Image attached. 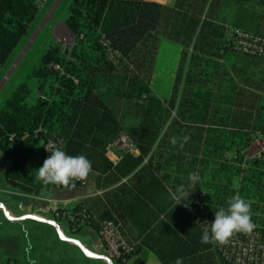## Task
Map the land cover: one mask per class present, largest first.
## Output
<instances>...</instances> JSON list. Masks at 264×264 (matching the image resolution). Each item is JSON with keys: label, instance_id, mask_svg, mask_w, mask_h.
Segmentation results:
<instances>
[{"label": "trees", "instance_id": "16d2710c", "mask_svg": "<svg viewBox=\"0 0 264 264\" xmlns=\"http://www.w3.org/2000/svg\"><path fill=\"white\" fill-rule=\"evenodd\" d=\"M263 4L71 0L66 25L74 45L64 52L62 44H51L0 106V156L10 187L31 195L56 187L34 177L42 166L40 141L60 138L68 155L91 161L85 180L95 173L101 192L75 206L78 212L86 205L91 214L85 226L69 223L75 231L91 227L99 233L105 220L121 224L136 246L129 262L140 254L133 264H146L149 252L161 264H174L177 257L183 264H231L214 243L200 242L204 231L185 203L204 192L215 215L238 194L250 202L255 230L264 236V152L249 156L253 144L264 139V56L235 52L227 27L218 21L219 11L232 5V27L264 37ZM40 11L38 0H0V69ZM104 40L122 54L118 64L110 61ZM162 41L181 48L169 99L151 88ZM33 82L39 95L30 103ZM123 134L139 154L124 153L113 164L106 148ZM185 135L190 139L183 148L170 143L171 137ZM161 170H173L175 177L160 176ZM189 173L199 177L194 189ZM181 184L182 193L177 192ZM176 198L184 200L176 205Z\"/></svg>", "mask_w": 264, "mask_h": 264}, {"label": "rangeland", "instance_id": "374dc122", "mask_svg": "<svg viewBox=\"0 0 264 264\" xmlns=\"http://www.w3.org/2000/svg\"><path fill=\"white\" fill-rule=\"evenodd\" d=\"M71 0H42L39 4L41 6L40 14L38 15L33 26L24 37L15 53L3 66L0 71V106L5 99L11 94L14 88L23 81L24 73L31 65L37 64L41 57L44 55L48 47L56 40L63 39V49H69L74 45V38L68 32L65 34L63 29H59L61 25H65L69 17V5ZM63 27V26H61ZM56 36L55 33L58 31ZM69 35V36H68ZM35 36V42L31 45V48L27 50L28 55L25 59L20 60V56L25 52L30 40ZM66 43V44H64ZM60 44V43H59ZM176 49L181 50L180 46L171 43L169 41H162L158 46L155 57L154 71L162 69L165 71L164 75L155 79L152 87L162 89L166 91L170 89L173 84V80L170 76H166L175 67L174 53ZM18 62L14 71L12 68L15 62ZM34 92L29 98L30 103H34L37 98V84L33 82ZM154 90V88H152ZM163 94V92H160ZM44 141L41 140L38 151L41 152ZM264 139L256 143L252 148V153L256 154L262 149ZM9 184L7 185L5 178V169L0 156V199H11L14 194H10L8 191L13 192L14 189ZM84 187L85 186H80ZM7 189V190H6ZM12 190V191H11ZM85 190V189H84ZM49 217L56 220L53 214H49ZM60 225L64 235L72 239L82 238L81 231H75L66 220H56ZM121 227V226H120ZM123 234V233H122ZM124 236V235H123ZM46 237L49 239L47 240ZM18 241V243L11 242ZM126 239V237L124 236ZM127 240V239H126ZM128 241V240H127ZM129 242V241H128ZM13 243V244H12ZM58 248V249H57ZM73 250H80L78 247L71 246L66 240H63L56 228L50 224L39 223L32 220H24L20 222H9L5 217H0V262L10 259V257L18 256L22 258L23 262L29 263V258L41 252L40 258L42 264H62L55 259L59 256V251L72 252ZM42 254H44V257ZM116 262V261H114ZM117 263V262H116ZM64 264V263H63ZM89 264H99L96 261H89Z\"/></svg>", "mask_w": 264, "mask_h": 264}, {"label": "built area", "instance_id": "2783aa9c", "mask_svg": "<svg viewBox=\"0 0 264 264\" xmlns=\"http://www.w3.org/2000/svg\"><path fill=\"white\" fill-rule=\"evenodd\" d=\"M42 0H38V4ZM228 44L235 52L247 54L251 56H264V37L253 34L241 29H233L227 32ZM106 47L108 57L110 61L118 64L122 60V54L114 49L108 40L103 41ZM71 49V48H69ZM66 51V48L63 49ZM57 68H60L57 66ZM262 139H258L253 146ZM58 147L63 150V141L60 138H48L43 144V153L41 163L50 155L45 147ZM252 146V147H253ZM107 152H113L116 154L119 160L122 159L123 154L130 152L134 154L139 153V149L136 144L126 134L121 135L118 140L110 144L106 148ZM264 152V144L262 149L256 154L249 152L251 158L261 157ZM86 183V180H77ZM76 181L71 184L55 185L57 188L74 186ZM101 194V192L99 193ZM68 202L51 201L50 210L55 217L63 218L76 228L85 226L91 214L88 211L86 205H83L81 209L76 212L74 208L67 207ZM188 206L186 209L188 212L199 221L198 223L204 231L208 225L205 222L210 223L214 219L206 204V195L204 192H198L197 194L190 196V202L185 203ZM101 239L106 246V255L113 261L127 264L130 256L136 251V246L128 242L121 231L120 224L113 220H105L101 225L99 232ZM215 247H218L223 257L231 264H264V236L254 229L251 234L235 233L229 240L228 244L220 245L214 243Z\"/></svg>", "mask_w": 264, "mask_h": 264}, {"label": "crops", "instance_id": "0c3cea01", "mask_svg": "<svg viewBox=\"0 0 264 264\" xmlns=\"http://www.w3.org/2000/svg\"><path fill=\"white\" fill-rule=\"evenodd\" d=\"M148 1L156 2V3L163 4V5H168V6H173L176 2V0H148ZM261 12L264 13V4H263V7L261 8ZM234 13H235V8L232 5H228L224 8H222V10H220L218 13V21H220L223 25H225L227 27L226 37H227L228 31H231L233 29H238V28L232 27ZM61 26H63V27H61ZM61 26L59 27V29L62 28L63 31L65 32V34H68V32H69L73 36V34L70 32V30L68 29L66 24L61 25ZM31 27H30V29H31ZM59 29L55 33L56 36H58L57 33L59 32ZM262 33L264 35V19L262 22ZM73 38H74V36H73ZM35 39L36 38L34 36L30 40L29 44L27 45V48L25 49V52L21 54L20 60H23L26 58V56L28 55L27 50H29L31 48L33 41L34 42L36 41ZM62 41H63V39L59 38L54 43L62 44ZM74 43H75V38H74ZM64 44H66V43H64ZM63 46H65V45H63ZM180 58H181V50L176 49V51L174 53V59L178 62L177 63L175 62V67H173V70H171L169 73H166V76H170L171 79L173 80V84L170 87V89H168L166 91H162V89H160V88L157 89L155 87H152L153 85L151 86V88H154V91L163 99H169L172 97L175 82H176L177 70H178L179 63H180ZM17 64H18V62L16 61L14 67L12 68V71L15 70ZM1 70H2V68L0 69V71ZM164 74H165L164 70H162L161 68L160 69L157 68V71H154L152 76H151V84H154V82H155L154 80L159 78L161 75H164ZM35 85H37V84H35ZM160 92H163V94H161ZM37 95H39V93ZM173 114H175V113H173ZM106 155L111 160V162L113 164L119 163L120 160L117 158L115 153L106 151ZM41 156H42V149H41V152L38 153V161L39 162H41ZM155 171H156V168H155ZM165 173H169V175L172 176V178L175 177V172L173 170H169V172H167L165 170H161V173L158 172V174L160 176H162ZM95 177H96V174L94 173L92 176H90L88 178L86 183L83 185V186H85L84 187L85 190L83 189V187L74 185L71 187H63V188L53 187L52 189L44 190L40 194H37V195L24 194V193H20V192H16V191H13V192L8 191L10 194H14V195L11 197V199H9V198L8 199H0V206H5L7 211L9 212V214L12 216H15V217H21V216H24L27 214H32V215L40 216L43 218H50L49 214H53L50 210L51 201L68 202L67 207L72 209V208H75V206H77V204H79L81 201H83L85 199L92 198L96 195H99L100 191H98L96 188ZM6 182H7V180H6ZM7 185H8V182H7ZM8 187L10 188V186H8ZM0 217H5L1 208H0ZM50 219H52V218H50ZM9 222H12V221H9ZM120 226H121V224H120ZM81 233L83 234L82 235L83 240L78 239V241H80L86 249H88L90 252H92L94 254L106 255V246H105V244H104L103 240L101 239L98 232H96L91 227H85L84 229L81 230ZM46 239L48 240L49 237L48 238L46 237ZM10 241L14 242L15 244L18 243V241H13V238H11ZM69 243L71 246L73 245L74 247L75 246L78 247L77 245H75L71 242H69ZM76 251L75 250H73L72 252L59 251L58 252L59 256L57 258L55 257V259H56V261L58 260L59 263H62V264L63 263L64 264H89V261H96V260L99 262V264H108V262L106 260L87 256L81 249L78 250V252H76ZM39 255H41V252L34 255L31 258L32 260L36 261V264H42L41 263L42 260H41ZM42 255L44 256V254H42ZM139 256H140V254L135 255L130 260V262L128 264H133L134 261L136 260V258H138ZM44 257H46V256H44ZM10 259L12 260L10 264H16V262H19L20 264H29V263L23 262L22 261L23 259L22 258L20 259V257H18V256L10 257ZM114 264H122V263L114 262ZM146 264H161V263L154 253L149 252L146 255Z\"/></svg>", "mask_w": 264, "mask_h": 264}, {"label": "clouds", "instance_id": "9594fccd", "mask_svg": "<svg viewBox=\"0 0 264 264\" xmlns=\"http://www.w3.org/2000/svg\"><path fill=\"white\" fill-rule=\"evenodd\" d=\"M190 139V136L170 138L172 145L183 148ZM50 155L43 161L41 167L37 169L34 179L47 185H69L74 181L83 180L92 171L91 161L84 155H68L58 147H45ZM199 177L196 173H189V180L195 187ZM184 185L177 187V192H183ZM183 198H176V205L180 204ZM188 205L185 204V207ZM196 223H200L197 221ZM208 227L201 236V243L228 244L230 238L235 233L251 234L256 225L252 220L251 204L240 195L228 198L227 207H220L215 211L214 219L210 223L205 222ZM29 264H36L35 260L29 258ZM174 264H183V258L177 257Z\"/></svg>", "mask_w": 264, "mask_h": 264}, {"label": "water", "instance_id": "95a60500", "mask_svg": "<svg viewBox=\"0 0 264 264\" xmlns=\"http://www.w3.org/2000/svg\"><path fill=\"white\" fill-rule=\"evenodd\" d=\"M0 208L2 209L6 219L9 221L20 222V221H24V220H33V221H37L40 223L50 224L56 228L57 232L59 233V235L61 236V238L63 240H66L68 242H71V243L77 245L87 256L106 260L108 262V264H114V261L111 258H109L107 255L94 254V253L90 252L88 249H86L80 241L66 237L64 235L60 225L58 224V222L56 220H53L50 218H43V217L32 215V214H27V215H24L21 217H15V216H12L9 214V212L7 211L5 206H0Z\"/></svg>", "mask_w": 264, "mask_h": 264}]
</instances>
